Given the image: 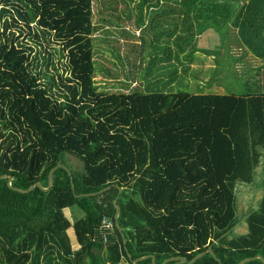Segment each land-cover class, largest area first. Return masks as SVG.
Listing matches in <instances>:
<instances>
[{"label": "trees", "instance_id": "16d2710c", "mask_svg": "<svg viewBox=\"0 0 264 264\" xmlns=\"http://www.w3.org/2000/svg\"><path fill=\"white\" fill-rule=\"evenodd\" d=\"M93 1L0 0V176H12V186L21 190L36 182L46 188L49 171L62 162L74 182L73 192L64 167L48 192L35 187L21 194L0 180V264H152L150 257L135 263L127 257L114 200L132 259L152 254L155 264L174 256L186 262L206 247L219 261L207 252L191 264L264 258V196L247 216L248 233L231 234L238 223L235 185L252 183L264 151V91L192 94L197 91L170 88L161 67L148 78L135 69L143 68L148 53L133 42L130 52L140 61L122 84L142 80L150 86L99 91ZM183 1L194 9L197 0ZM100 4L110 13L117 0ZM140 17L135 23H143L146 17ZM23 30L61 44L68 75L59 77L60 87L34 70L36 55L15 38ZM149 55L152 68L163 58ZM106 187L102 194L76 197ZM103 218L113 223L106 243Z\"/></svg>", "mask_w": 264, "mask_h": 264}, {"label": "crops", "instance_id": "0c3cea01", "mask_svg": "<svg viewBox=\"0 0 264 264\" xmlns=\"http://www.w3.org/2000/svg\"><path fill=\"white\" fill-rule=\"evenodd\" d=\"M129 2L142 6L138 12H145L146 20L128 22L125 29L129 27L138 36L134 39L139 46L143 33L159 37L157 45L150 44L145 53H163L156 69L161 67L168 87L187 90L194 86V91L218 94L224 92L226 80L240 78L241 85L264 91V0H197L194 9L185 8L183 0ZM151 59L155 63L153 56ZM153 66H140L137 71L153 77ZM235 230L244 234L248 225ZM70 243L73 250L78 249L76 242L70 239Z\"/></svg>", "mask_w": 264, "mask_h": 264}, {"label": "rangeland", "instance_id": "374dc122", "mask_svg": "<svg viewBox=\"0 0 264 264\" xmlns=\"http://www.w3.org/2000/svg\"><path fill=\"white\" fill-rule=\"evenodd\" d=\"M126 3L124 5L120 0H117V6L112 4V11L107 13L103 10V6L100 4L102 0H94L93 1V14L92 21L95 26H99L96 29V33L94 36V48H95V59L97 61V72L95 77V82L99 88V91L106 92H123L127 91L126 89L134 88L136 86L142 87L144 90L149 87L148 84L140 82L139 80H132L129 83V86H124L126 81L125 74L128 75L129 70L140 61L139 58L135 55V53H131V49H129V45L135 43V37L129 35H134V32L130 30L128 27L127 30L124 31L125 25L127 26L128 22L134 23L135 18H137L138 22L141 20L140 16L142 12H138L140 9L136 7L135 4L131 6V2L129 0H122ZM0 4V8H1ZM132 7V8H131ZM105 9H108L107 7ZM131 9L135 10V13L132 14ZM146 15V13H143ZM137 15V17H134ZM127 16L130 17V20L127 19ZM121 18L120 23L119 19ZM150 19V17H149ZM146 20V19H145ZM3 20H0V25ZM120 25V27L116 26ZM124 28V29H123ZM11 31H15L14 28L10 29ZM37 37H33L32 35H28L25 30L18 35V32L15 34V38L17 39V43L25 44L31 48L30 56L36 55V60L33 61V65H35L34 70L44 71L46 75L52 76L57 84H59V77H66L68 75V66L67 59L65 57V51H62V46L59 42L53 40L48 35L37 34ZM132 37V38H131ZM159 37L154 36L148 37V33H143L140 40L142 41V46L140 49L148 50L150 44L157 45ZM133 42V43H132ZM130 43V44H129ZM130 47H134L130 45ZM117 56H116V55ZM154 54V53H150ZM162 52H156L155 56H161ZM144 54L143 57L145 61L142 63V66L149 67V60L152 56ZM118 57V58H117ZM137 58V60L135 59ZM135 69H139V65L135 66ZM107 70V76L105 71ZM159 69H153L152 74H158ZM44 82L45 80H40ZM227 84L223 88L224 92H219L218 94H235V95H243L247 94L250 91H253L252 87H247L243 84V80L240 78H234L232 81L226 80ZM232 84V87L229 88V85ZM126 85V84H125ZM141 85V86H140ZM195 88L194 86L189 87L187 91L193 92ZM196 89V88H195ZM197 90V89H196ZM59 91L58 88H54L53 93ZM219 91V90H218ZM198 92V91H197ZM194 92L192 94H197ZM260 162L257 165L254 178L252 183L250 184H241L238 183L234 188V196H235V210L237 211V219L238 223L235 227H244L247 224V216L251 210L257 209L259 207L260 201L262 199V195L264 193V151L261 154ZM67 161L71 163L72 158L70 156H66ZM66 216L72 220V215L70 210H65ZM232 231L231 234L234 235L236 230ZM70 233L71 241L75 243L74 233L72 230H68ZM238 233V232H237Z\"/></svg>", "mask_w": 264, "mask_h": 264}, {"label": "water", "instance_id": "95a60500", "mask_svg": "<svg viewBox=\"0 0 264 264\" xmlns=\"http://www.w3.org/2000/svg\"><path fill=\"white\" fill-rule=\"evenodd\" d=\"M60 167H64V169L68 172L69 176H70V182H71V189L72 191L74 192V182H73V177L71 175V172L70 170L68 169V167L62 163V162H59L56 166L53 167L52 170L49 171L48 173V177H47V187L44 188L41 183L39 182H36L32 185H30L26 190H21L19 188H16L14 186H12V180H13V177L12 176H9V175H1L0 176V180H3V179H6L7 180V187L15 192H18V193H21V194H27L29 192H31L35 187L39 188L40 190L44 191V192H48L50 189H52V187L54 186V181H53V177H54V174L55 172L60 169ZM118 192L119 194L122 192V188L118 187ZM110 187H106L96 193H90V194H81V195H76V197H82V196H96V195H99V194H102L104 193L105 191L109 190ZM264 196V193L262 195V198ZM114 204V207L116 209V212H115V216H114V221H115V227L116 229L118 230V232L120 233V237H121V242H122V245L125 249V252H126V255L127 257L129 258L130 262L131 263H135L137 261H140V260H143L145 258H148L150 257L151 258V261H152V264H155V256L150 254V255H143V256H140V257H137V258H134L132 259L129 252L126 250L125 248V237L123 236L122 232H121V226L120 224L118 223V216H119V213H120V208L119 206L117 205L116 203V200H114L113 202ZM248 225V224H247ZM249 230H247L246 233H248ZM210 253L217 261H219V259L217 258V256L214 254V251L210 248V247H206L204 250H201L199 251L198 253H196L194 256H192L188 261L185 262V257H179V256H174V257H170V258H167L165 259L161 264H165L166 262L168 261H173L172 264H181V263H185V264H191L194 260H196L197 258H199L200 256H202L203 254H206V253ZM255 259H260L262 264H264V258L262 255H259L257 254L256 256H253V257H247V258H244L243 260H240L238 263L236 264H244L248 261H251V260H255Z\"/></svg>", "mask_w": 264, "mask_h": 264}, {"label": "built area", "instance_id": "2783aa9c", "mask_svg": "<svg viewBox=\"0 0 264 264\" xmlns=\"http://www.w3.org/2000/svg\"><path fill=\"white\" fill-rule=\"evenodd\" d=\"M113 229V223L107 218H103L101 220L100 225V232H101V239L104 243L107 241V234L112 231Z\"/></svg>", "mask_w": 264, "mask_h": 264}]
</instances>
